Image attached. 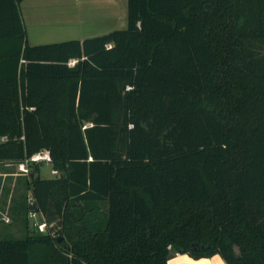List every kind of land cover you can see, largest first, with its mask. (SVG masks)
Instances as JSON below:
<instances>
[{"label":"trees","instance_id":"16d2710c","mask_svg":"<svg viewBox=\"0 0 264 264\" xmlns=\"http://www.w3.org/2000/svg\"><path fill=\"white\" fill-rule=\"evenodd\" d=\"M21 1L0 0V162L47 150L57 174L29 165L0 264H264V0H128L125 29L36 46Z\"/></svg>","mask_w":264,"mask_h":264},{"label":"crops","instance_id":"0c3cea01","mask_svg":"<svg viewBox=\"0 0 264 264\" xmlns=\"http://www.w3.org/2000/svg\"><path fill=\"white\" fill-rule=\"evenodd\" d=\"M127 7L128 0H23L19 4L25 42L31 46L102 36L117 24L119 29H125ZM167 264L226 262L219 255L194 259L175 254Z\"/></svg>","mask_w":264,"mask_h":264},{"label":"rangeland","instance_id":"374dc122","mask_svg":"<svg viewBox=\"0 0 264 264\" xmlns=\"http://www.w3.org/2000/svg\"><path fill=\"white\" fill-rule=\"evenodd\" d=\"M119 24L112 26L106 33L113 30L119 29ZM40 175L44 178H54L57 173L53 172V166L48 162H39ZM33 164V165H35ZM35 168L34 166L32 167ZM19 170V164H13L11 162H0V236L5 234H14L16 236H22L26 233V227L23 220L17 219V217L24 216V211L21 208L16 210L13 207L19 203L25 201L32 202V195L26 189V182L28 181L29 172L22 174ZM34 212L28 214V228L32 230L38 228L35 226V222H42L44 218L41 214L36 213L33 217ZM21 219V218H20ZM39 230V229H38ZM40 231V230H39ZM45 231H40L45 233Z\"/></svg>","mask_w":264,"mask_h":264},{"label":"built area","instance_id":"2783aa9c","mask_svg":"<svg viewBox=\"0 0 264 264\" xmlns=\"http://www.w3.org/2000/svg\"><path fill=\"white\" fill-rule=\"evenodd\" d=\"M75 60L71 61L70 64H75ZM48 162V163H51V155H50V152L45 150V151H42L40 153H37V154H34L33 156H31L30 159L26 160L25 162L23 163H20L19 164V170L21 172H23L22 174H26L29 172V165L31 163H39V162ZM54 173H57L56 170H53ZM33 214V217L35 216L36 212L32 213ZM35 226L38 227V229L40 231H45L46 230V227H47V224L44 221L42 222H35Z\"/></svg>","mask_w":264,"mask_h":264},{"label":"water","instance_id":"95a60500","mask_svg":"<svg viewBox=\"0 0 264 264\" xmlns=\"http://www.w3.org/2000/svg\"><path fill=\"white\" fill-rule=\"evenodd\" d=\"M30 208H31L32 210H34V209L36 208V204H35L34 202L31 203V204H30ZM184 255H188V254H184ZM216 255H219V254H216ZM188 256H189V255H188ZM219 256H220V255H219ZM171 257H172V256H171ZM171 257H170V258H171ZM190 257H191V256H190ZM170 258H169V259H170ZM167 262H168V261H167Z\"/></svg>","mask_w":264,"mask_h":264}]
</instances>
